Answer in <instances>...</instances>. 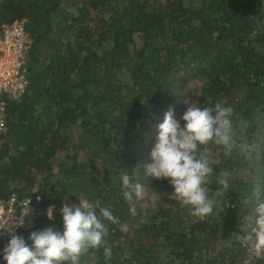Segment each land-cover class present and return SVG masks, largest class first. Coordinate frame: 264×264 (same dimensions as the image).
Masks as SVG:
<instances>
[{
    "label": "trees",
    "instance_id": "trees-1",
    "mask_svg": "<svg viewBox=\"0 0 264 264\" xmlns=\"http://www.w3.org/2000/svg\"><path fill=\"white\" fill-rule=\"evenodd\" d=\"M16 20L31 40L28 88L6 107L0 200L30 201L32 227L18 235L60 230L63 203L99 201L127 229L105 221L111 258L89 249L80 264H264L247 239L264 202V0H0V32ZM192 95L223 99L245 122L232 155L209 146V195L220 171L231 177L203 218L146 174L158 124ZM122 172L146 192L135 215Z\"/></svg>",
    "mask_w": 264,
    "mask_h": 264
},
{
    "label": "clouds",
    "instance_id": "clouds-1",
    "mask_svg": "<svg viewBox=\"0 0 264 264\" xmlns=\"http://www.w3.org/2000/svg\"><path fill=\"white\" fill-rule=\"evenodd\" d=\"M234 115V108L223 99L209 100L203 106L189 103L179 120L170 109L157 126L146 174L166 180L172 189L169 198L188 207L195 217L212 214L217 198L230 189L228 171L218 173L215 197L209 195L206 185L213 166L218 163L209 146H217L226 157L242 147L237 142L236 130L244 127L245 122L234 119ZM119 180L123 199L129 205V212L135 215V201L144 187L127 172H122ZM53 210V207L47 210L49 220L53 219ZM59 214L60 230L47 227L32 231L27 239L10 234L0 250V261L3 264H80L89 249L99 248H103L104 257L110 259L112 250L104 239L108 230L105 221L118 225L122 232L127 229V224L121 223L109 208L100 206L99 201L95 204L87 200L78 204L63 203ZM255 214V226L247 239L251 253L261 256L264 255V202L256 206Z\"/></svg>",
    "mask_w": 264,
    "mask_h": 264
},
{
    "label": "built area",
    "instance_id": "built-area-1",
    "mask_svg": "<svg viewBox=\"0 0 264 264\" xmlns=\"http://www.w3.org/2000/svg\"><path fill=\"white\" fill-rule=\"evenodd\" d=\"M31 40L23 21L3 25L0 32V134L6 126L8 101H19L27 92L28 80L24 62ZM30 201H18L17 197L0 200V250L10 239V234L31 229L27 221ZM49 209V208H48ZM22 222V223H21ZM3 262L0 261V264Z\"/></svg>",
    "mask_w": 264,
    "mask_h": 264
},
{
    "label": "rangeland",
    "instance_id": "rangeland-1",
    "mask_svg": "<svg viewBox=\"0 0 264 264\" xmlns=\"http://www.w3.org/2000/svg\"><path fill=\"white\" fill-rule=\"evenodd\" d=\"M190 90L193 91V89H190ZM190 90H189V94H190V92H191ZM193 95H194V94H193ZM193 95H192L191 97L188 98V100H187V103H188V104L194 102L195 97H194ZM185 110H186V108H181L178 112H176V113L174 114V118H176L177 120H179V118L182 116V114L184 113ZM262 157H263L262 159H263V168H264V151H262ZM145 195H146V192H145V190H143L141 196H142V197H145ZM249 252H250V250H249ZM250 255L255 256V255H253L251 252H250Z\"/></svg>",
    "mask_w": 264,
    "mask_h": 264
}]
</instances>
